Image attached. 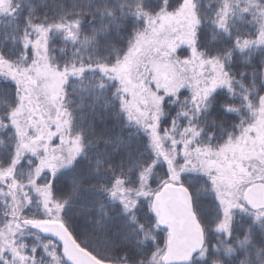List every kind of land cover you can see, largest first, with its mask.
Instances as JSON below:
<instances>
[{"label":"snow or ice","instance_id":"6c2138e0","mask_svg":"<svg viewBox=\"0 0 264 264\" xmlns=\"http://www.w3.org/2000/svg\"><path fill=\"white\" fill-rule=\"evenodd\" d=\"M0 264H264V0H0Z\"/></svg>","mask_w":264,"mask_h":264}]
</instances>
